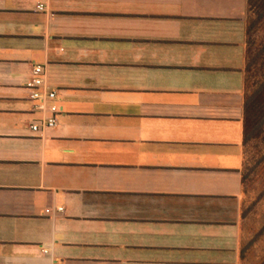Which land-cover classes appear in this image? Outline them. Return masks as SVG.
I'll list each match as a JSON object with an SVG mask.
<instances>
[{"label":"crops","instance_id":"obj_1","mask_svg":"<svg viewBox=\"0 0 264 264\" xmlns=\"http://www.w3.org/2000/svg\"><path fill=\"white\" fill-rule=\"evenodd\" d=\"M249 12L0 0V264H250Z\"/></svg>","mask_w":264,"mask_h":264},{"label":"rangeland","instance_id":"obj_2","mask_svg":"<svg viewBox=\"0 0 264 264\" xmlns=\"http://www.w3.org/2000/svg\"><path fill=\"white\" fill-rule=\"evenodd\" d=\"M256 18L254 11L249 12L248 23ZM256 44L254 51L264 43V23L254 33ZM249 91L255 89L254 81H264V56L258 59L257 64L249 72ZM247 167L245 182V207L243 209V219L247 245L245 258L250 264H264V140H253L247 146Z\"/></svg>","mask_w":264,"mask_h":264},{"label":"trees","instance_id":"obj_3","mask_svg":"<svg viewBox=\"0 0 264 264\" xmlns=\"http://www.w3.org/2000/svg\"><path fill=\"white\" fill-rule=\"evenodd\" d=\"M250 11H254L256 18L247 27V67H246V102H245V132L246 145L253 140H264V81H254L255 89L250 92V75L249 72L257 64L258 59L264 56V43L255 52L254 44L256 40L254 33L259 26L264 23V0H249ZM264 158L257 163L263 161ZM246 182V174L244 176Z\"/></svg>","mask_w":264,"mask_h":264},{"label":"built area","instance_id":"obj_4","mask_svg":"<svg viewBox=\"0 0 264 264\" xmlns=\"http://www.w3.org/2000/svg\"><path fill=\"white\" fill-rule=\"evenodd\" d=\"M43 5H39V9H43ZM45 68L43 66H37L35 69L36 77L30 84L31 99L39 100L41 105L39 108L44 109L47 107V102L54 100L57 97V93L54 90H50L46 84L45 78H43ZM58 124L57 114L53 113L49 118L43 120L39 124H34L32 130L35 133L41 132L45 128H54Z\"/></svg>","mask_w":264,"mask_h":264}]
</instances>
